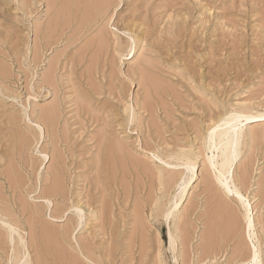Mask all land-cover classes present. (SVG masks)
<instances>
[{
	"label": "rangeland",
	"instance_id": "obj_1",
	"mask_svg": "<svg viewBox=\"0 0 264 264\" xmlns=\"http://www.w3.org/2000/svg\"><path fill=\"white\" fill-rule=\"evenodd\" d=\"M245 109L264 0H0V264H264V119L226 180L207 137Z\"/></svg>",
	"mask_w": 264,
	"mask_h": 264
},
{
	"label": "bare ground",
	"instance_id": "obj_2",
	"mask_svg": "<svg viewBox=\"0 0 264 264\" xmlns=\"http://www.w3.org/2000/svg\"><path fill=\"white\" fill-rule=\"evenodd\" d=\"M248 109V108H247ZM258 119H264V111L257 112L252 110H240L229 113L226 117L221 119V122L215 124L209 131H208V140L210 141L213 148L219 150V162H216L218 167L219 176L226 180L227 176L230 175V168L234 162V160L240 154V138H241V131H240V123L243 120L246 121H253ZM184 156V155H183ZM184 159V158H183ZM185 161V160H184ZM189 163L186 164L187 168H193ZM225 182V183H224ZM226 184V181L222 182ZM183 187V191H184ZM229 191V190H228ZM182 192V191H181ZM237 193V192H236ZM182 194V193H180ZM238 194V193H237ZM182 197V196H180ZM249 210H246L245 218L248 219V223L246 222V227H250L249 221L250 216L248 213ZM260 254L257 248H254L252 253V261L255 264L259 263ZM209 264H216V263H209Z\"/></svg>",
	"mask_w": 264,
	"mask_h": 264
}]
</instances>
